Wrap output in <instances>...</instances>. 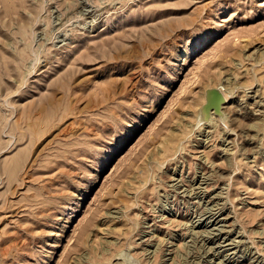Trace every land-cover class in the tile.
I'll use <instances>...</instances> for the list:
<instances>
[{"label":"rangeland","instance_id":"rangeland-1","mask_svg":"<svg viewBox=\"0 0 264 264\" xmlns=\"http://www.w3.org/2000/svg\"><path fill=\"white\" fill-rule=\"evenodd\" d=\"M0 264H264V0H0Z\"/></svg>","mask_w":264,"mask_h":264},{"label":"water","instance_id":"water-1","mask_svg":"<svg viewBox=\"0 0 264 264\" xmlns=\"http://www.w3.org/2000/svg\"><path fill=\"white\" fill-rule=\"evenodd\" d=\"M225 103L223 94L217 88H210L205 91L204 103L200 106L197 123L202 124L210 120L213 113L220 119L224 118L221 111L222 105Z\"/></svg>","mask_w":264,"mask_h":264},{"label":"bare ground","instance_id":"bare-ground-1","mask_svg":"<svg viewBox=\"0 0 264 264\" xmlns=\"http://www.w3.org/2000/svg\"><path fill=\"white\" fill-rule=\"evenodd\" d=\"M217 89H218V88H217ZM219 90H220V89H219ZM220 92H221V91H220ZM221 93H222V92H221ZM224 99H225V98H224ZM224 104H225V103H224ZM224 104H223V105H224ZM223 105H222V106H223ZM221 111H222V108H221ZM212 115H214V114H213V113L211 114L210 120H211V118H212ZM214 116H215V115H214ZM215 117H216V116H215ZM210 120H209V121H210ZM209 121H208V122H209ZM208 122H206V123H208ZM206 123H202V124H206ZM202 124H198V126H199V125H202Z\"/></svg>","mask_w":264,"mask_h":264}]
</instances>
